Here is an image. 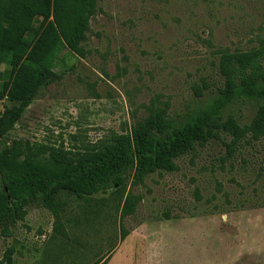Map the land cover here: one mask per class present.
<instances>
[{
    "label": "rangeland",
    "instance_id": "374dc122",
    "mask_svg": "<svg viewBox=\"0 0 264 264\" xmlns=\"http://www.w3.org/2000/svg\"><path fill=\"white\" fill-rule=\"evenodd\" d=\"M261 42L264 0H97L86 57L62 54L61 78L0 138V150L23 141L75 152L112 133L130 136L152 106H168L181 122L224 86L222 53ZM11 71L3 67L4 82ZM258 107L241 100L223 118L244 126ZM232 139L222 133L143 185L130 177L125 198L131 190L142 199L124 220L114 190L89 200L58 194L66 236L48 210L31 204L24 221L9 224L12 237L0 227V264L9 249L12 264H155L160 250L164 264H264V140L244 139L230 154Z\"/></svg>",
    "mask_w": 264,
    "mask_h": 264
},
{
    "label": "trees",
    "instance_id": "16d2710c",
    "mask_svg": "<svg viewBox=\"0 0 264 264\" xmlns=\"http://www.w3.org/2000/svg\"><path fill=\"white\" fill-rule=\"evenodd\" d=\"M97 0H0V138L15 129L26 109L40 91L61 78L56 67L65 51L86 57L84 43ZM264 42L249 51H225L220 57L224 86L205 105L177 122L169 117V107H149L147 115L134 123L130 136L112 133L110 137L75 152L64 148L36 147L29 142L12 141L0 150V227L12 237L9 224L22 222L27 208L38 202L55 218L54 230L66 236L57 195L66 192L81 200L114 190L121 220L136 212L142 197L127 182L140 186L158 172L177 171L176 161L220 139L233 137L227 144L230 154L247 139L264 140ZM12 67L4 82L3 67ZM201 94V92H200ZM257 101L258 110L249 124L223 118L224 111L241 101ZM125 198V200H124ZM124 200V201H123ZM123 204V205H122ZM128 233L121 226V241ZM13 249L5 254L13 263ZM99 260L96 264H108Z\"/></svg>",
    "mask_w": 264,
    "mask_h": 264
},
{
    "label": "crops",
    "instance_id": "0c3cea01",
    "mask_svg": "<svg viewBox=\"0 0 264 264\" xmlns=\"http://www.w3.org/2000/svg\"><path fill=\"white\" fill-rule=\"evenodd\" d=\"M1 106H2V110L0 111V114L3 112V110H4V103L2 104V102H1ZM240 250H241V245H240ZM156 262H155V264H164V255H163V252H162V250H160V252L159 251H157V253H156ZM239 256H241V253H239Z\"/></svg>",
    "mask_w": 264,
    "mask_h": 264
}]
</instances>
